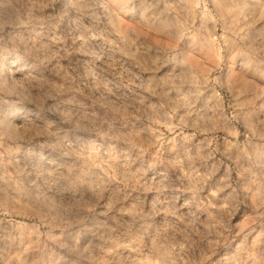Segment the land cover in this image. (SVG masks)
Here are the masks:
<instances>
[{
  "label": "clouds",
  "instance_id": "obj_1",
  "mask_svg": "<svg viewBox=\"0 0 264 264\" xmlns=\"http://www.w3.org/2000/svg\"><path fill=\"white\" fill-rule=\"evenodd\" d=\"M151 31L171 41L165 63L174 61V70L182 68L165 81L171 85L168 91L180 93L175 101L153 104L131 87L138 79L131 69L140 67L133 48ZM186 37L195 42L191 51L183 47ZM198 65L200 70L192 71ZM249 77L264 82V0H177L163 8L160 0H0V162L7 166L9 157L33 143L68 159L50 174L70 179L77 199L54 217L52 227L60 234L50 239L90 259L91 249L79 247V236L98 207L117 209L134 191L163 195L172 188L176 198L171 184L141 183L143 166L131 170L155 148L149 166L165 163L179 173V190L192 192L185 205L189 212L176 216L173 202L159 197L145 212L144 202L138 201L135 207L141 211L121 233L128 243H119V238L105 241L112 245L107 254L127 248L138 255L99 264H188L182 253L193 243L189 233L204 240L223 236L231 215L242 207L253 208L264 221V86ZM136 87L149 96L161 95L143 83ZM121 88L128 93L116 97ZM96 108L113 113L112 119H98ZM141 109L152 124L164 118L170 138L161 133L148 147L135 145L140 147L135 158L113 145L100 174L93 171L98 167L94 163L77 170L76 161L95 159L89 148L98 152V139H122L116 120H127ZM49 114L56 121L49 120ZM220 133L227 134L223 151L217 144ZM89 134L92 138L78 139ZM177 137L182 141L179 148ZM165 144L176 153L172 159L164 158ZM185 180L190 187L184 186ZM80 189L86 190L83 195ZM157 204H169L175 221L155 236L147 228L134 232L136 220L156 214ZM197 213L207 219L199 221ZM255 218L250 217L253 222ZM197 222L203 232L195 227ZM144 247L150 254L142 260ZM54 255L39 264H59L60 257L52 259ZM249 260L264 264V259Z\"/></svg>",
  "mask_w": 264,
  "mask_h": 264
},
{
  "label": "rangeland",
  "instance_id": "obj_2",
  "mask_svg": "<svg viewBox=\"0 0 264 264\" xmlns=\"http://www.w3.org/2000/svg\"><path fill=\"white\" fill-rule=\"evenodd\" d=\"M176 2L177 0H160L161 8L167 3ZM170 43L171 41L163 34L151 31L141 35L136 47L133 48V51L137 52L136 59L140 67L131 69L138 77L131 87L147 97L148 101L153 104L158 100L175 101L180 95L175 90L168 91L171 85L165 84V81L173 80L182 71V68L174 70V61L165 63L166 48ZM195 46L191 37L184 39L183 47L186 50L191 51ZM200 67L198 65L192 71L198 72ZM183 70L187 71V69ZM249 79H255L257 84L264 86V82L259 79L254 77H249ZM141 83L151 86L161 95L149 96L143 89L136 87ZM185 87L187 89L189 86ZM165 92H167L166 97L162 95ZM127 93L128 89L121 88L116 92V97H123ZM200 106L202 105H198V107ZM184 111L182 109L176 119L183 115ZM95 113L98 119L105 120H111L114 115L104 108H96ZM48 118L51 121L57 119L52 114H49ZM175 122L176 120H173V123ZM164 123L165 120L162 118L160 124H152L148 113L143 109L127 120H116L117 135L122 139L112 137L98 139V152L94 148H89V152L95 153V159L87 162L85 160L76 161L77 170H86L90 164L94 163L98 167L93 168V171L100 174L106 167L103 163L107 159L105 154L113 145L120 151L129 153L133 158L139 156L140 147H148L150 139L157 140L161 133L165 138H170L171 134ZM150 125L151 127H149ZM226 135V133H220L217 140L221 151L225 146L224 137ZM90 138H92L91 134L78 137L79 140ZM177 142L179 148L182 143L179 137H177ZM137 144L140 147H136ZM169 147L167 144L163 145L165 160L172 159L176 155L174 152L167 151ZM154 151L155 148H149L148 152L136 161L131 170L135 171L143 166L145 172L141 183L147 181L149 184H171L177 190L176 198L173 200L172 188L167 189L163 195L155 191H134L127 200L117 205V209H121L119 211L117 209L106 211L105 208L98 207L87 222V230L79 236V247L91 249L90 259L78 257L69 252L67 248L54 244L50 239V237L60 234L59 228L52 227L54 217L70 208L74 200L77 199L73 194L70 179H65L59 174H50L52 168L67 163L68 159L47 148H41L40 144L33 143L31 146L25 145L20 152L9 157L7 166L4 162H0V264H39L41 258L48 261L53 252L55 255L52 256V259L60 257L59 264H73L75 261H78L79 264H99L102 260L115 261L130 255L137 256V253H132L127 248H119L116 254H107L106 250L110 249L112 245L105 243L109 238L112 240L119 238L121 244L128 243L129 238L121 236V233L124 232L127 225L133 223L137 213L141 211L140 208L135 207L137 202H144L143 211L147 212L158 197L160 200L167 198L173 202L174 208L178 209L176 216H181L189 212L185 205L192 199V192L179 190L178 172L170 171L165 163L149 166ZM222 173L223 169L217 175ZM184 186L190 187L187 180L184 181ZM85 191V189H80V194L83 195ZM204 194L206 195L207 192ZM220 195L223 196L224 193ZM55 205H62V207L57 208ZM156 208V214L143 221L136 220L134 232L147 228L148 232L155 236L158 229L170 221H175L176 217L169 214L173 211L169 204H157ZM197 216L199 221L207 219L206 214L197 213ZM250 217H256L255 222ZM181 227L184 225L182 224ZM195 227L199 228L201 232L204 231L203 224L199 222ZM189 235L193 243L186 253H182L188 264H253L249 260V256L254 257L257 262L264 259V221L256 216L255 210L251 207L247 210L242 207L231 215L228 221V230L223 236L209 237L204 240L195 234L189 233ZM178 238L182 239V237ZM66 240L69 244L73 243L67 237ZM149 254L150 249L144 247L140 258L143 260Z\"/></svg>",
  "mask_w": 264,
  "mask_h": 264
}]
</instances>
